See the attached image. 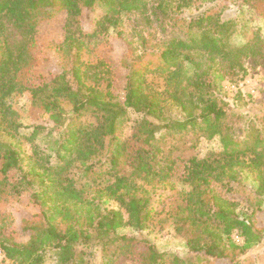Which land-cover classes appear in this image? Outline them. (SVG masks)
<instances>
[{
	"label": "trees",
	"instance_id": "16d2710c",
	"mask_svg": "<svg viewBox=\"0 0 264 264\" xmlns=\"http://www.w3.org/2000/svg\"><path fill=\"white\" fill-rule=\"evenodd\" d=\"M191 1L0 0V126L9 137L0 139L4 259L15 264L258 263L243 255L264 232L256 223L264 199V112L250 119L229 110L214 93L219 90L214 80L243 69L247 58H263L264 38L254 33L232 42L237 16L222 18L215 5L189 20L180 17ZM96 4L104 13L85 29L82 13ZM150 10L161 25L166 19L180 22L183 32L154 46L141 37L137 55L124 41L119 58L124 99L119 101L102 53L114 39L124 40L121 14H140L150 23ZM59 14H64L63 37L50 44L59 69L49 76L38 73L32 82L39 25ZM4 19L22 35L19 44L10 45ZM23 92L30 94V110L46 114V122L24 126L17 120L9 99ZM171 107L178 116H166ZM130 112L137 117L124 137ZM83 114L93 120L77 123ZM21 127L29 134L22 135ZM188 133L190 141L218 139L219 147L187 158L175 157L174 148L164 150L165 134ZM39 136L43 146L34 143ZM100 155L107 158L104 168L96 167ZM165 198L168 208H157L155 199ZM23 201L31 212L17 217L12 206ZM110 201L115 206L108 207ZM243 205L251 209L249 217H241ZM162 212L164 218H158ZM163 221L182 239L186 256L162 251L145 236ZM126 227L135 233L121 232ZM139 244L144 248L137 249Z\"/></svg>",
	"mask_w": 264,
	"mask_h": 264
},
{
	"label": "rangeland",
	"instance_id": "374dc122",
	"mask_svg": "<svg viewBox=\"0 0 264 264\" xmlns=\"http://www.w3.org/2000/svg\"><path fill=\"white\" fill-rule=\"evenodd\" d=\"M224 4L219 5V4ZM217 4V5H216ZM218 6L221 9L222 18L229 16H237L236 31L231 36V41L239 43L251 39L254 33H259L264 38V13L262 8L264 3L261 0H254L249 4H242L241 0H192L188 7H183L178 15L180 17L189 20L190 17H196L209 6ZM104 13V8L101 5H95L93 10L85 9L81 16L82 26L85 29H90L93 25V19L100 17ZM172 14V13H170ZM157 15H154L152 10L149 11L150 23H148L140 14H121V20L119 27L122 30L123 39H114L110 48L105 49L102 56L110 63L111 71L108 74L109 82L111 84L110 89L115 94L116 99L123 101L124 93L123 86L125 84L124 70L119 65V58L125 51V43L127 42L129 48L134 55L141 53L140 38L146 39L147 46H154L157 43L167 39L173 34L178 35L183 32V25L180 22H174L171 19H166L163 25L156 19ZM158 16H160L158 14ZM185 20V21H186ZM64 22V14L56 15L46 21H43L39 25L37 45L34 48V55L37 57L35 65L31 71V81L35 82L37 79L36 74L49 76L51 72L58 68V58L51 50L50 44L58 42L63 37L62 25ZM4 25L6 29L7 39L10 45L19 44L22 40V35L17 28L12 24L10 20L4 19ZM59 69V68H58ZM33 72V73H32ZM149 79L157 80L158 78L150 75ZM215 83L219 90H215V94L220 97L226 104V107L235 111L237 114L248 117L250 119L255 118L261 112H264V57L261 59L247 58L243 60V69H238L234 74L229 76L215 77ZM107 81H103V86ZM9 102L17 112V120L22 125H29L30 122H46L47 115L42 112L31 109L32 103L30 94L23 92L21 94H15L10 97ZM64 107L69 109V105L64 103ZM179 112L175 107L168 108L166 110V116H178ZM130 119L125 124L123 129V136L128 137L132 131V120L137 117L134 112L129 113ZM90 114H83L76 122H89L92 121ZM3 126H0V139L8 141L9 137L3 130ZM23 134H29L28 129L24 127L20 128ZM55 133V132H53ZM240 133V130L237 132ZM191 134L188 133L180 137L179 135L171 136L165 134L164 136V150L167 148H174L173 155L175 157L187 158L189 156L197 155L203 156L209 150H216L219 147L218 139L206 140L200 138L198 141H190ZM45 140L40 136L34 140V143L43 146ZM26 153L30 152L29 143H25ZM104 153V152H102ZM106 156L100 155L97 160L96 167L101 168L106 166ZM75 178L78 175L74 174ZM85 182V179L79 180L76 183L78 185ZM166 191H162V194H166ZM160 200V199H159ZM155 199L154 203L157 208H168L169 199H164L159 202ZM240 200L246 202V199L240 197ZM244 202V203H245ZM247 202H250L247 201ZM247 202L245 204H247ZM108 207L115 206V203L110 201L106 204ZM3 205L0 204V208ZM241 206L239 209L242 211L241 217H249L251 209ZM261 210L257 212L256 223L264 230V199L260 205ZM13 212L17 217L30 214V209L26 206V202L14 203L12 206ZM158 218H164V212L159 213ZM124 233H135L129 228L121 229ZM144 234L149 240L155 244L160 250L171 253H177L180 255H187L183 241L180 237L175 235L173 229L170 227L168 221H163L155 224L153 227L144 231ZM237 242H241L239 236ZM144 246L142 244L137 245V249L141 250ZM244 257H252L257 260V264H264V232L262 240L257 243L253 248L249 249ZM0 264H15L8 259L0 257ZM214 264H228L227 260H217Z\"/></svg>",
	"mask_w": 264,
	"mask_h": 264
},
{
	"label": "built area",
	"instance_id": "2783aa9c",
	"mask_svg": "<svg viewBox=\"0 0 264 264\" xmlns=\"http://www.w3.org/2000/svg\"><path fill=\"white\" fill-rule=\"evenodd\" d=\"M236 240L238 241L239 240V238H236ZM2 256V250H1V248H0V257Z\"/></svg>",
	"mask_w": 264,
	"mask_h": 264
}]
</instances>
